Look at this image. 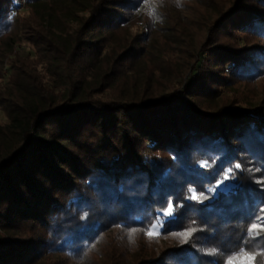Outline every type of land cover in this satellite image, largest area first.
Returning <instances> with one entry per match:
<instances>
[{"label": "trees", "instance_id": "obj_1", "mask_svg": "<svg viewBox=\"0 0 264 264\" xmlns=\"http://www.w3.org/2000/svg\"><path fill=\"white\" fill-rule=\"evenodd\" d=\"M23 1L27 17L0 0V264H223L264 206V0H199L189 16L162 1L167 37L152 0ZM22 41L34 58L13 54ZM236 163L227 195L184 199ZM167 198L184 206L160 236L130 242Z\"/></svg>", "mask_w": 264, "mask_h": 264}, {"label": "snow or ice", "instance_id": "obj_2", "mask_svg": "<svg viewBox=\"0 0 264 264\" xmlns=\"http://www.w3.org/2000/svg\"><path fill=\"white\" fill-rule=\"evenodd\" d=\"M149 15L155 18L157 14L153 9L149 12ZM198 163L200 168L207 169L212 167L215 160H213L212 164H210L207 160L199 161ZM239 168H241V165L236 163L233 167L223 169L215 183L206 190L199 191L196 187H188L184 195V199L203 204L205 201L212 199L214 196H218L220 194L227 195L231 191L232 185L225 184V182L232 179L234 176V169ZM257 171H259V169H257ZM258 183H261V181H258ZM183 206V204L174 202L171 198H167L164 205L159 209L156 221L151 223L146 229L131 228L127 230L126 234L128 235L129 241L134 242L137 232H143L149 239L158 238L160 236L159 229L163 227L160 217H174L177 210ZM260 213L261 215L258 222L251 223L246 229L250 240H255L262 233H264V206L260 208ZM197 230L198 229L196 227L189 226L184 231L174 232L172 235L184 244L188 242ZM250 240H245L244 243L236 250L229 252L225 256L223 264H257V257H259V264H264V247H261L259 242H257L254 247H249ZM93 248H95V243L91 244L88 250L90 251ZM217 251L218 250L216 248H209L205 250L207 255H215L217 254Z\"/></svg>", "mask_w": 264, "mask_h": 264}, {"label": "rangeland", "instance_id": "obj_3", "mask_svg": "<svg viewBox=\"0 0 264 264\" xmlns=\"http://www.w3.org/2000/svg\"><path fill=\"white\" fill-rule=\"evenodd\" d=\"M162 1H163V4L166 3L165 0H152L151 2H147V5H149V6H147V9H145V14H146V16L148 15L149 23H153V21H154L153 28H152V26H151V28L152 29H155L154 31L161 30L160 33L164 37H167V36H169L172 33V31L169 29L168 22H166L165 20H163V18L161 17L160 11L164 8V6H163V8H162V6H160V7L157 6V4L158 3H162ZM191 1L192 2L186 3V5H184V6L181 5L179 8H177V11L179 12V10H180L182 13H186V14L188 13L187 15L189 16V12L192 11V9H191L192 6H196L195 4H199V0H191ZM19 2L21 3V6L17 10L18 11V14L20 16L27 17L29 10L26 8L23 0H19ZM153 9L155 10V12L157 14L155 18H153L152 16L149 15V12H151ZM196 11L197 12H202V13L205 12L204 9H200V8H198ZM177 20H178V18H177ZM184 21H185L184 23H186V25H188V22L189 21L187 19H185ZM135 23L138 24L137 25V28L136 29H133V32H135V34L147 33L146 30H145V28H144L145 27V24H142L141 25V21H139V18L138 17L136 18ZM178 27H182L183 28L182 21H181L180 25L177 24V28ZM154 33L155 32H152L151 34L153 36H155L156 38H158L159 39V42H160L159 44L158 43L155 44L156 45L155 46V51L158 52V54H160V53H166V51L169 50V47L166 50L164 48H162V47H165V46L160 45V44H165L164 43V40L162 41L163 38H160V35H157V34H154ZM240 46L241 47H244L243 44H240ZM12 52H13L14 55H17L18 58L20 57V58L32 59V58H34V55H35L34 49L32 47H30L29 45H27L23 41L22 42H18L17 44H15V46L13 47ZM7 65H8V61H5L4 62V65H3L2 72H1L0 87H3L4 85L10 83L11 80H12V74H10L9 71L7 70L8 69ZM226 72H228V69H227ZM188 76H189V74L187 75V77ZM262 88H264V87H261V88H258V89H254L253 90V94H255L257 91L262 90ZM226 94L227 95H232V94H234V92L230 89V90H227L226 91ZM258 100L259 99L257 98V101ZM6 121L7 120H6V118H5L2 110L0 109V125H3L4 123H6ZM225 184L232 185V188L234 187V184L231 181H229V180L226 181ZM259 212H260V209H259ZM260 215H261V213H260ZM258 220H259V218H258ZM151 242L152 243H150V242L148 243L149 250H154V249L157 250L158 248H163L164 247V242H162V241H160L159 243H157V242L155 243L153 241H151Z\"/></svg>", "mask_w": 264, "mask_h": 264}, {"label": "clouds", "instance_id": "obj_4", "mask_svg": "<svg viewBox=\"0 0 264 264\" xmlns=\"http://www.w3.org/2000/svg\"><path fill=\"white\" fill-rule=\"evenodd\" d=\"M177 7L181 6V0H175Z\"/></svg>", "mask_w": 264, "mask_h": 264}]
</instances>
